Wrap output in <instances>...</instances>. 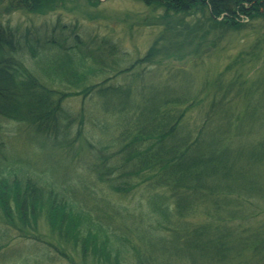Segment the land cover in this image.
<instances>
[{"label": "trees", "instance_id": "obj_1", "mask_svg": "<svg viewBox=\"0 0 264 264\" xmlns=\"http://www.w3.org/2000/svg\"><path fill=\"white\" fill-rule=\"evenodd\" d=\"M12 1L16 9L43 15L61 0ZM142 1L164 11L168 18L191 12L199 16L198 26L207 23L213 30H234L243 20L264 15V0ZM22 40L28 42L27 34L20 36L15 28L0 24V117L29 125L33 142L46 148L48 140L58 141L66 133L69 137L73 118L64 101L70 95L89 94L102 102L104 112L122 116L125 128L114 141L117 150L113 153L120 163L109 170H120L153 187L148 192V209L140 214L149 222L148 231L157 235H145L151 257L137 251L138 264H153L156 252L167 264H254L257 258L264 264V226H244L260 213L252 197L264 194V125L261 122L255 138L243 139L251 131L240 128L241 112L234 115L228 106V89L222 91L221 86V93L212 95L193 92L181 85L183 75L173 72L163 74L156 87L146 85L144 75H134L132 69L161 57L163 49L156 43L146 56L120 73L130 72L128 76L138 85L102 82L70 92L93 73L88 62L100 63L98 56H102L86 52L81 41L64 46L66 41L62 45L57 38H46V46L64 51L60 57L40 58L47 82L29 68L24 51L28 48L34 53V49L31 41L22 45ZM108 46L109 53L116 52V47ZM63 85L66 90H60ZM245 100L243 113L256 103L249 97ZM257 101L260 105H254L259 113L264 110V100ZM195 111L197 116L192 118ZM113 189L121 190L116 185ZM0 216L19 229L18 224L33 227L44 218L62 240L82 246L85 256L91 249L99 264H121L127 248L110 226L104 227L67 196L30 178L0 180ZM196 217L199 222L193 221Z\"/></svg>", "mask_w": 264, "mask_h": 264}, {"label": "rangeland", "instance_id": "obj_2", "mask_svg": "<svg viewBox=\"0 0 264 264\" xmlns=\"http://www.w3.org/2000/svg\"><path fill=\"white\" fill-rule=\"evenodd\" d=\"M12 3V0H0V24L10 25L20 36L27 34L28 42L22 40V45L31 41L34 49V53L28 48L24 51L27 64L42 80L48 82L41 70L40 58L60 57L64 53L58 47L46 46V38H57L62 45L66 41L64 46L81 41L86 52L102 56H98L100 63L88 62L93 73L86 76L80 87H71L70 92H80L102 82L138 85L128 76L130 72L120 73L146 56L157 43L163 49L161 57L152 64L136 65L132 69L134 75H144L146 85L156 87L163 74L173 72L183 75L181 85L193 92L205 91L212 95L221 93L222 86V91L228 89L227 104L231 105L233 114L241 112L240 128L251 131L243 139L255 138L261 122L264 125V110L258 113L254 105H260L259 98L264 100V15L245 19L234 30H213L207 23L198 26L199 16L194 17L191 12L172 14L168 18L163 16L164 11L149 7L142 0L94 3L61 0L55 1L54 7L43 15L16 9ZM36 39H40L38 43ZM108 45L116 47V52L109 53ZM176 48L182 49L175 52ZM66 88L63 85L60 90ZM245 97L256 103L243 113L247 107ZM64 106L73 118L69 137L66 133L58 141L48 140L46 148L33 142L29 125L0 117V180L15 176L22 180L30 178L67 196L121 237L127 247L121 264H138L137 251L150 258L151 249L145 235L157 234L148 231L149 222L140 213L148 209V192L153 187L120 170H109L110 166L120 163L113 153L117 150L114 141L125 128L122 116L104 112L102 102L89 94L70 95ZM252 112L257 114L252 116ZM196 116L195 111L192 118ZM113 185L121 190H114ZM252 200L260 213L256 220L244 226H264V194L253 196ZM245 207L249 211V206ZM193 221L200 219L196 217ZM33 224L34 228L18 224L19 229L6 224L0 216V264H99L91 249L85 256L82 246L75 247L62 240L44 218ZM152 256L155 257L153 264H167L160 252ZM254 264H260L258 258Z\"/></svg>", "mask_w": 264, "mask_h": 264}]
</instances>
